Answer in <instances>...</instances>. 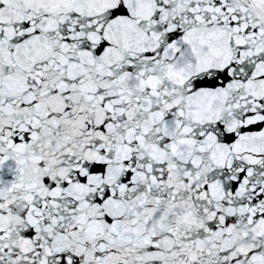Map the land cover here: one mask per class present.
<instances>
[{"label": "snow or ice", "instance_id": "snow-or-ice-1", "mask_svg": "<svg viewBox=\"0 0 264 264\" xmlns=\"http://www.w3.org/2000/svg\"><path fill=\"white\" fill-rule=\"evenodd\" d=\"M0 264H264V0H0Z\"/></svg>", "mask_w": 264, "mask_h": 264}]
</instances>
